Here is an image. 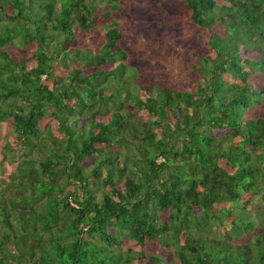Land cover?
Returning a JSON list of instances; mask_svg holds the SVG:
<instances>
[{
	"label": "trees",
	"instance_id": "trees-1",
	"mask_svg": "<svg viewBox=\"0 0 264 264\" xmlns=\"http://www.w3.org/2000/svg\"><path fill=\"white\" fill-rule=\"evenodd\" d=\"M0 122V264H264V0H0Z\"/></svg>",
	"mask_w": 264,
	"mask_h": 264
},
{
	"label": "rangeland",
	"instance_id": "rangeland-1",
	"mask_svg": "<svg viewBox=\"0 0 264 264\" xmlns=\"http://www.w3.org/2000/svg\"><path fill=\"white\" fill-rule=\"evenodd\" d=\"M11 53L13 57L16 60H21V55L17 53L15 50H11ZM12 134L10 131V128H8L4 123L0 122V183L2 184H7L9 182H13L11 174L16 175V170L18 165L20 164L22 157H21V150L18 148H2L1 144L3 142H8V144L11 146L10 143H12ZM130 154V153H129ZM131 155V154H130ZM129 155V158L133 160V158ZM36 159H41V156L34 155ZM14 181H16L15 178H13ZM2 194L5 199L8 198H13V199H19V202L22 203L20 200L21 197H23L24 192L21 190H18L16 192V187L10 188L8 190H3ZM26 195V194H25ZM24 195V196H25ZM29 198V195L27 196ZM30 205L34 208V210H39L40 209V204L37 202V199H32L30 201ZM37 235L38 238H42L43 240L45 239L46 235L45 234H40ZM210 238L214 239H221V232L217 228V226H214L211 231V235L209 236ZM39 255V252L36 254V256ZM17 261H21L19 258H17L14 262H11V264H16ZM23 261H21L22 263ZM37 261L36 259L29 260L28 264H36Z\"/></svg>",
	"mask_w": 264,
	"mask_h": 264
}]
</instances>
